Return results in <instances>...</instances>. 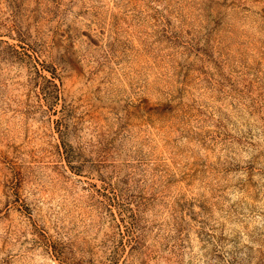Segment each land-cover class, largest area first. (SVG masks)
Masks as SVG:
<instances>
[{"label": "rangeland", "instance_id": "rangeland-1", "mask_svg": "<svg viewBox=\"0 0 264 264\" xmlns=\"http://www.w3.org/2000/svg\"><path fill=\"white\" fill-rule=\"evenodd\" d=\"M0 264H264V0H0Z\"/></svg>", "mask_w": 264, "mask_h": 264}, {"label": "trees", "instance_id": "trees-1", "mask_svg": "<svg viewBox=\"0 0 264 264\" xmlns=\"http://www.w3.org/2000/svg\"><path fill=\"white\" fill-rule=\"evenodd\" d=\"M24 48H25V50L22 52V54H24L30 58H35L37 62H40V60H39L40 57L38 55H36L35 53L27 51V48L25 46H24ZM16 50H17V52H20L18 49H16ZM45 67L46 66L43 64V68H45ZM37 68H38V70L40 69L38 66H37ZM56 71L57 70L55 68L52 70L54 78L57 76ZM49 80L53 82L54 90H52V92H48L47 97L48 98L52 97V99H54V101H55V100L60 98V85L55 80H51V79H49ZM63 141H65V148L67 151V157H68L69 161H71L70 151H68L69 150L68 146L70 147L71 143L68 142L67 140H63ZM116 199H117V203H119V210L121 213L126 214V211H129V212L132 211V213H133L130 215L132 217L133 222L131 221L132 225L129 227H130V229L133 230V238H134L135 237V229L137 228V224L135 221L136 220V214H134V210H133V207L131 205V202L127 201L128 199H126L125 197L120 199V194H118V193L116 194ZM123 218H124V214H123Z\"/></svg>", "mask_w": 264, "mask_h": 264}]
</instances>
